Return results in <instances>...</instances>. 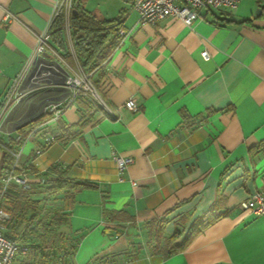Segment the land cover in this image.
Wrapping results in <instances>:
<instances>
[{"label": "crops", "instance_id": "crops-1", "mask_svg": "<svg viewBox=\"0 0 264 264\" xmlns=\"http://www.w3.org/2000/svg\"><path fill=\"white\" fill-rule=\"evenodd\" d=\"M79 1L126 32L89 73L98 91L89 95L88 111L76 99L58 120L25 136L13 123L5 129L15 107L0 117V169L8 151L30 186L64 170L70 183L84 186L72 193L63 211L68 223L57 230L74 249L63 264H264V214L240 208L264 195V0L201 9L190 27L173 18L142 24L135 0ZM62 2L0 0V105L40 37H47L49 61L61 57L50 29ZM5 13L14 21L4 22ZM62 31L71 48L69 26ZM69 66L83 71L77 61ZM50 79L45 87L56 88L61 77ZM130 99L135 111L125 108ZM82 116L89 122L79 137L56 138ZM46 136L55 141L36 157ZM116 155L133 160L123 173ZM218 194L222 217L168 258L152 250L149 223L164 219V236L177 229L180 243ZM104 209L131 217L119 223L120 234L117 224L104 222Z\"/></svg>", "mask_w": 264, "mask_h": 264}, {"label": "trees", "instance_id": "trees-1", "mask_svg": "<svg viewBox=\"0 0 264 264\" xmlns=\"http://www.w3.org/2000/svg\"><path fill=\"white\" fill-rule=\"evenodd\" d=\"M75 11L76 14H72ZM69 26V39L71 42V48H68V39L65 37L62 28L63 26ZM120 23L118 20H103L94 16L89 11L85 10L79 0H72L70 9L63 5L57 13L52 27L50 29V45L60 52L62 59L71 66L75 65L77 61L80 68L85 73L94 74L95 71L103 64L111 52L118 45ZM62 50V53H61ZM73 52V53H72ZM103 79V74H99L95 84L100 83ZM96 91L98 86L92 85ZM53 89L49 87H43L33 93L32 96L39 100L51 99V93ZM34 100V99H33ZM79 104H81L84 110L88 111L92 105V99L89 95H80L77 98ZM36 103V102H35ZM30 105V106H29ZM29 107L34 108V101H30ZM35 109V108H34ZM36 110V109H35ZM184 119L187 118V114L182 113ZM51 116L44 114H37L31 120L26 121L19 126L17 131L22 135H29L38 126L45 121L50 120ZM14 119H11L8 125H12ZM88 119L85 116L81 117L78 125L68 127L60 136L56 137L63 141H71L80 136L81 130L88 124ZM55 140V138H54ZM5 161L3 162L1 169L5 168V162L10 164L14 159L8 151L4 152ZM30 170L32 167H29ZM32 171V170H31ZM56 177L54 179H45L35 182L34 187L44 189L46 197L55 198L61 196L65 201V208L58 213L51 214L44 210L40 200L32 199L29 190H23L17 185H10L4 193L2 210L7 214V219L4 222V234L6 237L11 238L21 245L27 247L28 252L23 257H17L12 264H30L29 260V247L26 243H30L29 246L35 248V262H41V264H49L50 253L44 251V248L39 243H34L37 239H43L53 231H57L60 226L67 225L68 215L63 211L69 208L72 203L71 195L73 192L84 188L81 184H72L67 178V171H56ZM31 187V186H30ZM218 194V199L215 204L203 215L200 219L196 220L187 232L185 238L178 243L177 240L181 236V232L176 231L169 237L164 236L165 221H156L149 223L148 236L155 242L152 250L154 252H161L164 258H168L174 253L181 251L187 242L198 232L203 230L206 226L222 217V214L216 212L221 199ZM124 211H103V220L107 224H117L116 234H120L121 226L119 223L130 220ZM61 240L64 242V246L60 248L64 251V254L73 253V247L67 248L65 244V236L59 234ZM62 252V251H61Z\"/></svg>", "mask_w": 264, "mask_h": 264}, {"label": "built area", "instance_id": "built-area-1", "mask_svg": "<svg viewBox=\"0 0 264 264\" xmlns=\"http://www.w3.org/2000/svg\"><path fill=\"white\" fill-rule=\"evenodd\" d=\"M72 0H63L62 6L70 9ZM241 0H135L133 9L138 13L140 23L155 25L157 22L166 18H173L180 21L187 27L199 17L201 9H229L234 10ZM3 21L11 23L14 17L5 13ZM120 43L126 37V32L119 29ZM47 37H40L38 45L32 55L25 62L22 70L18 73L12 82L7 94L0 105V117L4 116L8 110L21 103L29 92L42 88L45 85L33 87L40 77L47 76L52 78H64L61 86L63 95H56L47 100V103L39 111V115H50L51 121L58 120L64 111L73 106L75 100L80 95H93L95 89L90 83L91 74L79 75L59 56L55 57V62L46 59ZM119 43V44H120ZM204 59L208 58L207 52H202ZM40 61L58 64L60 68L52 66L51 70L43 73ZM39 63V64H38ZM39 65V69L30 77L34 67ZM125 108L129 111H135L136 105L134 99L126 102ZM53 136L44 137V144L34 153L40 156L44 150L54 143ZM114 162L118 172L123 173L128 166L133 163L130 157L114 156ZM15 184L23 190L30 189V178L27 171L17 168V161L12 162L7 167L0 169V264H12L17 257H23L27 254L26 246L19 244L15 240L8 238L4 234V222L7 214L2 210L3 197L7 188ZM240 208L250 211L253 215L264 214V195L262 193L253 194L248 200L240 203Z\"/></svg>", "mask_w": 264, "mask_h": 264}, {"label": "rangeland", "instance_id": "rangeland-1", "mask_svg": "<svg viewBox=\"0 0 264 264\" xmlns=\"http://www.w3.org/2000/svg\"><path fill=\"white\" fill-rule=\"evenodd\" d=\"M75 72L81 76L86 74L84 71L81 72V71L75 70ZM90 83L94 84L92 82V80L90 81ZM42 88H39V89H42ZM49 88L53 89V91H51V93H48L49 95H52V96L63 95V89L61 87L57 86L56 88H52V87H49ZM39 89H36L34 91H37ZM34 91L29 92L24 99L29 97L30 93H33ZM23 101L25 102L26 100H23ZM23 101L15 106V109L12 112V116H11L12 119H14L13 124H15L17 126V128L20 125H22L23 123H25L26 121L31 120L37 114H39L40 109L42 107H44V105L47 103V100L37 101V98L33 97L30 101H34L33 107L36 109L35 110L34 108L29 107L30 105L28 106L30 101L27 104H24ZM7 127H9V125L8 126L6 125L5 129H8ZM28 192H29L32 199L40 200L41 205L43 206L44 210L50 212L51 214L58 213L65 208L66 203L64 200H62L61 196H57L55 198H48V197H46L44 189L34 187L33 183L31 184L30 190ZM34 243L41 244V246L44 248L45 252L49 251L48 252V253H50L49 264H63L64 256H65L64 251H66V250L60 249V248H62V246H64V242L61 240L60 235L57 233V231H53V232L49 233L47 236H44L43 239H40V240L37 239V241L33 242V244ZM26 244L29 247L28 263H30V264H41V262H35L34 261L35 248L30 247L29 246L30 243H26Z\"/></svg>", "mask_w": 264, "mask_h": 264}, {"label": "water", "instance_id": "water-1", "mask_svg": "<svg viewBox=\"0 0 264 264\" xmlns=\"http://www.w3.org/2000/svg\"><path fill=\"white\" fill-rule=\"evenodd\" d=\"M72 14L75 15L76 12L73 11ZM45 57H46V59L49 58L48 55H45ZM39 63L43 65V66H41V70L43 71V73L50 71L52 66H56L57 68H60L58 64L54 65L53 63H50V62L48 63L47 61H40ZM38 64L34 67L30 77H32L33 74L36 72V70L40 68ZM53 82H54V84H57L58 86H62L64 83V78L62 77L59 81L56 80ZM51 83H52V80L50 79V77L43 76L37 80V82L33 85V87H37L39 85H50Z\"/></svg>", "mask_w": 264, "mask_h": 264}]
</instances>
